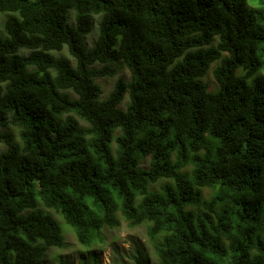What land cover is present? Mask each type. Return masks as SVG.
Returning <instances> with one entry per match:
<instances>
[{
  "label": "trees",
  "instance_id": "1",
  "mask_svg": "<svg viewBox=\"0 0 264 264\" xmlns=\"http://www.w3.org/2000/svg\"><path fill=\"white\" fill-rule=\"evenodd\" d=\"M0 17V264L66 249L56 214L88 250L126 222L160 264H264V0H0Z\"/></svg>",
  "mask_w": 264,
  "mask_h": 264
},
{
  "label": "rangeland",
  "instance_id": "2",
  "mask_svg": "<svg viewBox=\"0 0 264 264\" xmlns=\"http://www.w3.org/2000/svg\"><path fill=\"white\" fill-rule=\"evenodd\" d=\"M98 21L99 17L96 18L93 32L86 37V42L90 47L93 46L99 34ZM4 35L5 32L0 20V37ZM63 54L69 56L67 50ZM213 66H216V64ZM97 67L100 66L98 65ZM121 75L129 79L130 72L124 70ZM98 82L103 86L105 94H108L111 92L116 79L103 78L98 79ZM205 82L212 89H218L212 73H209L205 77ZM5 149L6 146L0 145V151ZM51 212L54 215L56 214V212ZM55 217L66 236L68 247L66 249H51L45 256L44 264H137L136 258L139 255V251L148 258L149 264H160L155 243L148 237L147 227L145 225L130 227L126 222H122L120 228H106L105 242L88 250L78 242L72 227L65 221L63 216L56 214Z\"/></svg>",
  "mask_w": 264,
  "mask_h": 264
}]
</instances>
